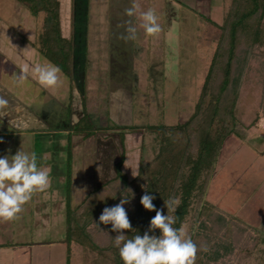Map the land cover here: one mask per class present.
<instances>
[{
    "label": "rangeland",
    "instance_id": "obj_1",
    "mask_svg": "<svg viewBox=\"0 0 264 264\" xmlns=\"http://www.w3.org/2000/svg\"><path fill=\"white\" fill-rule=\"evenodd\" d=\"M231 1L135 0L136 15L132 19L136 31L129 42L131 69L125 91L127 99L121 100L119 94L118 99L113 98L121 105L122 101H127L128 112H124L113 108L116 105L111 100L112 90L116 91V80L110 82L116 76L111 73L110 66L112 27L119 24L112 17L119 11H122L119 16L125 17L124 10L130 0L122 2L125 6L121 3L123 9L117 0H59L61 34L71 40L73 52L69 76L62 71L63 83L55 90L40 85L31 71L20 86L12 77L19 74L22 67L31 69L37 63L50 62L37 49L45 12L35 15L28 11V5L0 0V92L8 100L7 106H13L12 109L7 107L11 111L0 109L2 148L8 146L16 154L22 147L26 152L39 153L42 158L49 153L50 168L56 164L54 170L50 169L54 173L51 179L54 183L44 192L35 193L24 206L27 211L24 210L18 219L0 225V248L11 246L7 245L9 242L25 244L12 247H28L33 255L36 253L37 262L43 259L40 264H113L112 253L102 246L114 244L117 233L112 231L111 224H101L99 217L106 207L119 204L122 198L129 200L124 205L128 213L136 194L130 182L140 166H159L161 156L166 159L173 154L174 166L166 170L165 194L180 183L177 178L179 162L186 155L187 147L190 148L189 144L197 147L196 128L188 121L195 112L220 36V30L212 23L222 24ZM149 8L155 9L159 17L162 31L157 36H147L141 27V13ZM262 32L261 46L247 53L230 88L237 94L232 111L234 134L240 137L233 134L222 143L207 187L212 177L220 172L219 167H223L222 160L231 146L249 145L264 155V19ZM114 61L119 63L117 59ZM15 103L32 111L41 125L24 130L16 121L8 124L6 120L15 119L14 110L19 112ZM75 124V130L71 131ZM118 130L125 131L120 134ZM82 132L90 137H82ZM163 144L165 149L158 158ZM174 154L179 156L174 157ZM45 160L38 158L40 163ZM66 166L68 174L60 175V169ZM151 171L146 168V172ZM236 178L235 181L241 176ZM64 184L69 186L67 196L66 189L61 187ZM237 185H227L226 189H238ZM203 198L202 201L212 203L219 212L210 214L217 225L205 229L206 238L201 239L203 245L197 244L205 255L209 254L206 245H238L219 263L264 264V232L242 222L246 225L245 232L238 235L243 227L233 224L241 220L226 213L224 206L218 207L206 194ZM194 200L182 224L189 237L203 232L200 220L205 219L208 224L206 218L198 217V198ZM70 210L75 211L73 216ZM92 216L96 218L87 227L93 237L90 238L84 224L87 217ZM59 245H65L61 255L57 252ZM30 257L32 262L33 256ZM17 259L20 261L15 264H28L27 256L18 255Z\"/></svg>",
    "mask_w": 264,
    "mask_h": 264
},
{
    "label": "trees",
    "instance_id": "obj_2",
    "mask_svg": "<svg viewBox=\"0 0 264 264\" xmlns=\"http://www.w3.org/2000/svg\"><path fill=\"white\" fill-rule=\"evenodd\" d=\"M14 1L23 6L28 5V11L32 14L36 15L37 12H45L42 31L38 35V52L45 59L52 62V64L62 68V71H65L69 76L68 67L69 62H71L73 50L71 40L63 37L61 34L59 1ZM230 5L229 11L221 25L210 21L220 30V36L209 64L195 112L188 121L189 124H194L196 128L197 147H192V144H189L191 145L190 148L187 147L186 155L180 160L177 169V178H179L180 183L178 186L172 187L170 191L168 190L169 195L165 194L166 186L168 185L166 170H169L171 165H173V154L166 159H162L161 156L159 166L156 168L146 167L148 170H152L151 173L146 172V168L139 167L138 174L130 182L136 194L134 203L131 205L133 207L127 213L133 229V231L126 230L124 232L129 238L137 234L143 235L146 231H149L150 221L156 214L154 211L150 212L145 210L140 202L145 191H148L149 194L156 197L153 203L157 210L163 209L164 214L168 211L164 201L170 200L172 194H175V198L177 196L180 203L176 206L175 211L171 213L176 217V224L174 225L176 228H179L183 224L195 201L194 199L198 198V217L206 218L208 222L207 224L205 219L200 220L199 226L203 229V232L190 235V238L198 245L202 243V238H206L205 229L217 225L210 214L212 212H218V210L216 208L214 209L210 203L202 201V199L207 189L209 175L215 169L222 143L235 133V121L232 110L237 99V94L236 91H230L231 85L238 76L239 65L245 61L244 59L247 53L254 50L255 47L261 46L263 41L262 22L264 19V0H232ZM207 98L208 101L206 102ZM75 128L76 124L71 127V131L75 130ZM86 132H82V137L89 138L90 136ZM76 133L79 134L81 131H77ZM236 136L240 137V135ZM188 140H190V136H188ZM165 144L168 145L169 143L166 142ZM165 144L160 147V153L157 155L158 158L162 154V150L165 149ZM177 155L174 154V157ZM67 164L69 165V163ZM204 176L205 178L202 180ZM70 183L69 181L68 185ZM65 189L67 196L69 186L67 187L66 185ZM70 211L73 216L75 211ZM95 218V216H92L90 219L87 217L86 223L84 224L86 234L88 232L89 235L87 236L90 238L93 237L90 236L91 234L87 227L95 222ZM236 221L237 224H233L235 227L238 225L243 227L241 230L238 226L240 229L237 234L240 235L241 232H245L246 225L238 219ZM159 231L157 229L155 232H149V234L157 236L160 234ZM230 233L232 234L231 231ZM231 234H228V237L231 238ZM99 246L101 247V245ZM236 246L238 245H206L209 248V254L207 255L198 246L200 250L197 254L195 264H209L211 262L223 264L219 262L224 256L232 253L233 248ZM102 247L103 250H108L109 253H112L111 259L113 258V264H124L119 255L118 248L113 243ZM242 248L240 250H243Z\"/></svg>",
    "mask_w": 264,
    "mask_h": 264
},
{
    "label": "clouds",
    "instance_id": "obj_3",
    "mask_svg": "<svg viewBox=\"0 0 264 264\" xmlns=\"http://www.w3.org/2000/svg\"><path fill=\"white\" fill-rule=\"evenodd\" d=\"M136 8L135 0H130L129 7L124 10V15L130 18L124 26L125 35L121 37L125 43L135 37L136 28L132 18L136 15ZM140 19L141 27L147 36H157L161 33L162 28L155 9L149 8L141 13ZM20 70L19 74L12 76L17 86L24 84L29 78L30 71L38 79L39 84L45 88H57L63 83L62 69L51 62L37 63L31 69L25 66ZM7 105L8 100L0 96V109L6 108ZM2 142L0 141V143ZM132 174L135 177V174ZM50 186L49 170L42 163H38L35 152H26L21 147L13 156L0 157V220L18 219L24 211V206L32 199L33 195L37 192H44ZM155 198L148 191H145L141 197L140 202L145 210L156 213L150 221L149 231L143 235L137 234L129 238L124 234L126 230L133 231L124 207L129 200L125 198H122L120 203L113 207H106L99 217V222L104 225L111 224L112 231L117 233L113 239L114 245L118 248L124 264H195L200 249L186 235L183 225L179 228L174 227L176 217L170 214L179 205V199L172 198L164 201L168 210L165 215L163 209H156L153 203ZM157 229L161 233L159 237L149 234Z\"/></svg>",
    "mask_w": 264,
    "mask_h": 264
},
{
    "label": "crops",
    "instance_id": "obj_4",
    "mask_svg": "<svg viewBox=\"0 0 264 264\" xmlns=\"http://www.w3.org/2000/svg\"><path fill=\"white\" fill-rule=\"evenodd\" d=\"M61 11H62V7L60 8V12ZM120 43H121V39L116 34L112 42V56L113 57H118L119 55H121L120 53H122L123 48H121ZM51 89L55 90L56 88H51ZM118 89H120V86ZM74 98L76 99L75 96ZM70 101L71 100H69V103ZM74 101L75 100L73 99V102ZM14 106H18V104L15 103ZM23 106L21 108L18 106V108H20L24 112V115H26V117L30 119V124L28 126H23V129L33 130V128H36L39 125H41V123H39L38 121L39 118L36 115H34L32 111L25 109V107ZM7 107L9 108L11 107L12 109L13 106L9 105ZM113 108L121 110L122 105L119 104L118 107L114 106ZM7 110H10V109L7 108ZM7 121L8 120H6V122ZM2 136L4 135L0 134V138ZM9 149L10 148L8 146H5L3 149L0 143V157L15 155L14 152L10 151ZM235 150H236V153H235ZM36 154L39 159L42 158L40 157L39 153H36ZM228 155H230L229 159L227 158ZM228 155L223 158L222 160L223 167H219L220 172L216 174L215 176L216 178L214 177L215 178L214 179L212 177L211 184L207 187V191L205 192L206 197L208 199L210 198L211 201L216 202L217 203L216 205L218 207H220L221 205L224 206V208L226 209L225 211H227L226 213H228L229 215L237 216L242 222L248 224V226L254 228L255 230H259L260 233H263L264 232V155L263 154L261 155L260 153H258L256 149H254V147L249 146V145L247 146L237 145L236 147L235 145H233L231 146V149L228 151ZM243 155L246 156V159L243 157ZM44 159L46 160L43 161L42 164L43 166L48 168L50 177L52 179V175L54 173L50 172V169L54 170L56 168V164L53 167V169L50 168L52 167L51 166L52 162L49 160V153H46V155H44L42 160ZM47 159L49 161H47ZM241 161H243L244 164H242ZM64 162L65 164H67L66 160ZM38 163L40 162L38 161ZM234 165H236L237 167H234ZM61 170L63 171L61 172ZM59 172H60V175H64V174L66 175L67 166L64 169L61 168ZM240 176H241V179H238L237 181H235L237 179L236 177L239 178ZM53 183L54 182L51 181V184ZM233 184L234 185L238 184L237 185L238 189L236 188H234L233 190L231 188L226 189L227 185L230 186ZM61 187L65 189V184ZM219 191H221L220 195H218ZM64 194L66 195L65 192ZM24 210H26L25 207H24ZM3 222H6V221L0 220V225ZM12 243L13 242L7 243V245H11V246H7V247L4 246L3 248H0V264H15L16 262L20 261L17 259L18 255L27 256L28 264H30L31 262V257H30L31 255L33 256V259H34V260L32 259L31 264L42 263L43 259L40 258V262H37L39 259H37L36 253L35 255H33V253L31 252V250L28 249V247L23 246L20 249L18 248L16 249L15 247H12L15 245H25V244H18V243L12 244ZM64 251H65V245H59L57 252L60 254L61 252H64ZM60 255H58V257H60ZM46 262L47 261L45 259V263Z\"/></svg>",
    "mask_w": 264,
    "mask_h": 264
},
{
    "label": "flooded vegetation",
    "instance_id": "obj_5",
    "mask_svg": "<svg viewBox=\"0 0 264 264\" xmlns=\"http://www.w3.org/2000/svg\"><path fill=\"white\" fill-rule=\"evenodd\" d=\"M129 3V0H117L118 4L120 5V7L122 8V2H126ZM122 3V4H121ZM124 5V4H123ZM125 6V5H124ZM120 7H118V9H120ZM129 7V5H128ZM123 9V8H122ZM122 11H119V13L117 12L116 14V17H112V19H116L119 21V24L118 25H114L112 27V31L114 32V35H113V38L114 36L117 34L118 37L121 39L122 36L125 35V25L128 23L129 19L128 17H120L119 15L121 14ZM121 22V23H120ZM130 42V41H129ZM129 42L125 43L122 39H121V48H123V51L122 53H120L121 55H119L118 57H113L112 56V60H111V73L113 72V74L115 73L117 76L114 77V80H110L111 84L112 82H114L116 79L117 81L115 82L116 83V88L114 90L116 91H113L112 90V94H111V100L114 101V97L118 99L117 96L120 97L121 100H124V99H127L125 97H127V93L125 92L127 89V85L129 83V79L128 77L130 78V56H129V51H130V44ZM121 51V50H120ZM114 59H117L118 62L114 61ZM115 63V64H114ZM112 77V76H111ZM119 82V83H118ZM120 86V89H118ZM115 87V86H114ZM119 94V95H118ZM0 96H4L2 95V93L0 92ZM123 102V105H122V109L123 111L126 109H128L126 106V102L127 101H122ZM117 102H113L114 105H116V107L119 106V104ZM112 106V105H111ZM71 111V110H70ZM124 111V112H125ZM128 112V111H126ZM14 115H15V119L14 120H11V121H7L8 124H10L9 122H11V124L13 123V121H16V124L18 126H28L30 124V119L28 117H26V115H24V112L19 108V112L17 113V110H14ZM77 113V112H76ZM125 130H118L117 132L118 133H122L124 132Z\"/></svg>",
    "mask_w": 264,
    "mask_h": 264
},
{
    "label": "water",
    "instance_id": "obj_6",
    "mask_svg": "<svg viewBox=\"0 0 264 264\" xmlns=\"http://www.w3.org/2000/svg\"><path fill=\"white\" fill-rule=\"evenodd\" d=\"M203 200H204V198H203Z\"/></svg>",
    "mask_w": 264,
    "mask_h": 264
}]
</instances>
